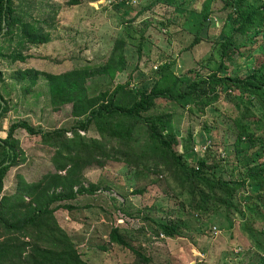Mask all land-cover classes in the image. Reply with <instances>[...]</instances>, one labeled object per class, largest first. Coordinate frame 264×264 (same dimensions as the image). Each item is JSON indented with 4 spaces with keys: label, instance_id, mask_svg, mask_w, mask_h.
I'll return each instance as SVG.
<instances>
[{
    "label": "trees",
    "instance_id": "1",
    "mask_svg": "<svg viewBox=\"0 0 264 264\" xmlns=\"http://www.w3.org/2000/svg\"><path fill=\"white\" fill-rule=\"evenodd\" d=\"M82 2L68 0L70 5ZM15 4L16 0H0V37L16 36L28 50L48 42L49 36L37 27L38 21L23 19L22 10ZM129 5L132 3L123 1L121 7ZM127 13L126 8L123 14ZM201 14L191 47L200 40L205 25L217 20L222 23L218 38L222 63L218 71L204 76H177L173 63L162 58L157 61L159 67H151L152 77L140 83V90L132 86L131 79L112 88L117 74L127 64L121 40L102 60L77 63L60 73L24 72L23 75L34 74L33 79L42 75L50 107L59 110L71 105L77 126L46 130L23 119L10 125L5 138L0 137V264H92L83 258L70 233L60 225L56 212L59 208H73L66 202L79 196L96 195L100 189L84 183L80 170L103 166L109 160L154 171L165 181L170 179L177 186L176 194L186 195L188 209L201 217L221 211L231 221L232 213L242 212L238 195L243 192L246 204L250 203L249 211L261 218L260 232L264 234V0H205ZM6 57L13 63L28 58L20 51ZM235 57L238 63L228 65L226 59ZM138 79H144V75L138 74ZM3 82L0 70V86ZM160 99L205 117V128L208 123L215 127L216 131L206 129V142L210 143L201 144H208L204 153L198 150L197 137L201 133L189 130L179 134L173 128L172 113H156ZM225 99L227 104L223 105ZM9 110L0 93V123ZM221 125H225V133L234 136L238 166L233 171H238L239 179L224 178L221 172L225 167L209 163L211 144ZM138 126L146 128L149 138L147 146L140 149L134 146ZM18 130L38 137L44 146L53 149L55 163L35 181L20 179L16 192L6 195L5 178L21 163L15 142ZM178 141L182 143L179 151ZM138 192L144 193V189L135 191ZM157 200L163 199L152 201L146 213L159 210L164 217L150 220L151 235L145 227L135 231V235L117 224L108 230L109 243L132 250L138 264L153 263L151 255L145 253L148 249L135 246L139 237L136 235L142 233L147 243L159 244L176 239L182 232V222L177 218L185 203L168 196L167 205L157 208L163 204ZM120 204V210H124L125 203ZM252 258L250 264H264V253Z\"/></svg>",
    "mask_w": 264,
    "mask_h": 264
},
{
    "label": "rangeland",
    "instance_id": "2",
    "mask_svg": "<svg viewBox=\"0 0 264 264\" xmlns=\"http://www.w3.org/2000/svg\"><path fill=\"white\" fill-rule=\"evenodd\" d=\"M123 1L132 3L126 7V15L123 14L126 8L121 7ZM204 3L205 0H83L81 4L70 5L68 0H23L22 3L16 0L15 6L22 10L23 19L38 21L37 27L49 40L28 50L19 44L16 36L0 37V70L4 75L0 93L10 106L0 123V137L5 138L10 125L23 119L46 130L77 126L71 105L59 110L50 107L42 75L33 79L34 74H23L27 70L60 73L77 63L102 60L111 55L117 40L123 42L127 64L125 70L117 74L112 88L131 79L132 86L140 90V83L152 77L151 67H159L157 61L162 58L172 62L175 75L181 77L191 79L218 71L222 63L218 40L222 23L217 20L205 25L199 34L200 40L190 46L197 36ZM15 51L26 54V61L11 62L6 56ZM226 60L231 66L233 62L238 63L236 57ZM138 74L144 75V79H138ZM221 103L226 105L227 100ZM169 112L173 115V128L179 134L184 135L189 130L201 133L199 143H210L206 142V129L216 130L209 123L205 128V117L176 108L170 101L157 100L156 113ZM218 128L208 154L209 163L224 166L221 172L224 178L239 179L238 171H233L238 166L234 136L224 132L225 125ZM15 142L21 163L5 178L3 193L6 195L16 192L20 179L28 183L35 181L55 163L53 149L25 130L16 132ZM148 143L146 128L138 126L135 148L146 147ZM181 144L178 141V151ZM80 172L84 183L96 185L99 192L66 202L73 208H59L56 216L83 258L92 264H138L132 250L109 243L108 230L117 224L135 235V231L145 227L151 235L148 227L151 228L153 222L150 220L163 218L164 213L157 209L158 212L152 210L149 214L146 207L157 198L163 199L157 202L164 204H158L157 208L165 207L168 196L185 203L184 211L177 218L182 222L181 235L150 244L139 231L134 243L148 249L145 253L151 255L153 264H250L254 254L264 253V234L260 232L263 222L249 211L250 203L246 204L243 192L238 195L243 203L242 212L232 213L228 221L221 211L207 217L190 211L186 195H177L176 184L170 179L165 181L154 171L109 160L103 166L83 167ZM139 189H144V193H135ZM113 197L125 203L124 210H120L122 205Z\"/></svg>",
    "mask_w": 264,
    "mask_h": 264
},
{
    "label": "built area",
    "instance_id": "3",
    "mask_svg": "<svg viewBox=\"0 0 264 264\" xmlns=\"http://www.w3.org/2000/svg\"><path fill=\"white\" fill-rule=\"evenodd\" d=\"M208 145V144H207ZM207 145H203V146H198V150L200 151V152H202V153H204V151L206 150V147H207Z\"/></svg>",
    "mask_w": 264,
    "mask_h": 264
},
{
    "label": "water",
    "instance_id": "4",
    "mask_svg": "<svg viewBox=\"0 0 264 264\" xmlns=\"http://www.w3.org/2000/svg\"><path fill=\"white\" fill-rule=\"evenodd\" d=\"M197 142L199 143L200 142V139L197 137Z\"/></svg>",
    "mask_w": 264,
    "mask_h": 264
},
{
    "label": "clouds",
    "instance_id": "5",
    "mask_svg": "<svg viewBox=\"0 0 264 264\" xmlns=\"http://www.w3.org/2000/svg\"><path fill=\"white\" fill-rule=\"evenodd\" d=\"M198 146H202L200 143H199V145Z\"/></svg>",
    "mask_w": 264,
    "mask_h": 264
}]
</instances>
